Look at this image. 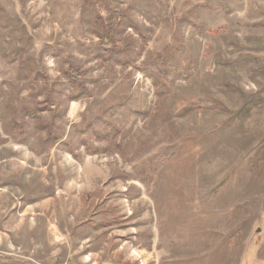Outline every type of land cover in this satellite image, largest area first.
<instances>
[{"label": "rangeland", "instance_id": "obj_1", "mask_svg": "<svg viewBox=\"0 0 264 264\" xmlns=\"http://www.w3.org/2000/svg\"><path fill=\"white\" fill-rule=\"evenodd\" d=\"M0 264H264V0H0Z\"/></svg>", "mask_w": 264, "mask_h": 264}, {"label": "trees", "instance_id": "obj_2", "mask_svg": "<svg viewBox=\"0 0 264 264\" xmlns=\"http://www.w3.org/2000/svg\"><path fill=\"white\" fill-rule=\"evenodd\" d=\"M109 30V28L108 29H103V31H105L106 32V34H109L108 31ZM206 108H208V107H206ZM206 108H204L203 107V105H201V106H198V107H196V108H189L188 109V111H194L195 109H197V110H202V109H206ZM34 116H36L37 118L39 117V116H41V114L40 113H38V114H36V115H34ZM40 118V117H39ZM53 143H55V141L53 142Z\"/></svg>", "mask_w": 264, "mask_h": 264}]
</instances>
